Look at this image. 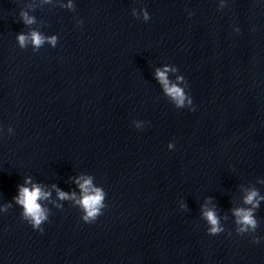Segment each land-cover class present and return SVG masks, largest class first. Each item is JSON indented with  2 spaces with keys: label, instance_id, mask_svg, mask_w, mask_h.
<instances>
[{
  "label": "water",
  "instance_id": "1",
  "mask_svg": "<svg viewBox=\"0 0 264 264\" xmlns=\"http://www.w3.org/2000/svg\"><path fill=\"white\" fill-rule=\"evenodd\" d=\"M32 31L56 45L21 48ZM165 68L191 106L165 94ZM89 177L106 206L85 223ZM32 184L50 193L43 232L13 200ZM252 190L264 197V0H0V264H264V199L255 233L232 211Z\"/></svg>",
  "mask_w": 264,
  "mask_h": 264
},
{
  "label": "clouds",
  "instance_id": "2",
  "mask_svg": "<svg viewBox=\"0 0 264 264\" xmlns=\"http://www.w3.org/2000/svg\"><path fill=\"white\" fill-rule=\"evenodd\" d=\"M69 8H72L73 5L69 3L67 5ZM132 15L137 16L136 10H132ZM192 15V13H189ZM23 22L25 24H32L34 22L32 17H29L27 13H21ZM138 18H142L143 21H148L150 19L149 13L145 8L140 9V14ZM82 23V22H81ZM47 39V42L52 46H55L57 43V37L52 36L45 38L40 33L36 31L30 32L28 35L20 33L17 35V42L21 48L26 47L28 41H31V44L34 47V50H38ZM168 69L165 68L164 71L157 70L156 78L163 85L165 94L171 98L177 108H184L186 105H192L191 97L186 94L184 88L177 86L176 84H170L167 79L166 73ZM175 71V69H173ZM178 80H182L181 77H177ZM189 110H194L189 108ZM135 127L137 129L141 128V122L136 121ZM169 148H172V144L168 145ZM29 179L25 180V184H30ZM82 195L79 201L76 203L82 209L83 215L81 220L85 223L94 222L99 215L102 214V209L105 208L104 199L105 193L100 188H92L91 178H83L82 183H79ZM50 193L43 192L41 188L32 184L31 187L18 186V194L13 197L15 203L22 208L21 217L24 221L31 225L34 230L43 232L42 224L48 220L49 212L44 208L40 201L46 199ZM58 198L61 200L69 199V195L65 192L57 190ZM259 199H264L260 197ZM258 193L255 190L249 191L244 197V203L251 205V208H236L233 209V215L235 217V223L237 225L236 233L238 235H244L246 233H255L258 225V221L255 218L254 210L259 207ZM11 205L5 206L2 211H7ZM59 207V206H58ZM183 207V206H182ZM203 208V206H202ZM203 218L207 221L209 228L207 229L208 234L218 235L224 231V228L220 224V219L216 214V211L209 208H204L202 211ZM260 237L253 236V243H259Z\"/></svg>",
  "mask_w": 264,
  "mask_h": 264
}]
</instances>
